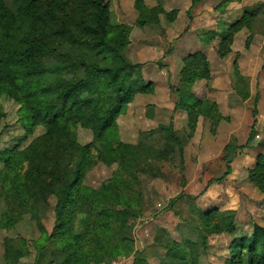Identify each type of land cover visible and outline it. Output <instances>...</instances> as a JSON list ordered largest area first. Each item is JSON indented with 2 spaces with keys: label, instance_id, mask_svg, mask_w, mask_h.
I'll return each instance as SVG.
<instances>
[{
  "label": "trees",
  "instance_id": "16d2710c",
  "mask_svg": "<svg viewBox=\"0 0 264 264\" xmlns=\"http://www.w3.org/2000/svg\"><path fill=\"white\" fill-rule=\"evenodd\" d=\"M112 1L0 0V124L7 117L1 103L6 97L19 105L29 134L44 130L23 149L0 151V232L14 229L26 216L39 232L31 242L7 238L5 264H23L33 251L34 264H112L130 257L133 264H147L132 246L135 222L144 212L141 176L165 179V163H180L184 170L185 141L172 125L141 132L135 144L122 140L120 117L152 84L126 55L132 27L112 23ZM135 7L138 26L159 24L161 9L150 10L143 0ZM254 22L245 12L217 33L219 55L226 57L235 36L252 30ZM200 79H210L206 58H186L176 91L189 137L201 118L221 119L217 104L194 97L191 88ZM80 128L92 134L90 142H80ZM99 165L116 170L98 188L86 185L87 174ZM250 179L264 193V155ZM176 202L170 201L169 208ZM46 207L55 213L51 234L42 221ZM197 214L199 224L185 221L190 234L181 243L168 233L161 239L165 251L159 264H199L210 237L237 234L236 215L218 209ZM224 264H264V226L236 237Z\"/></svg>",
  "mask_w": 264,
  "mask_h": 264
},
{
  "label": "rangeland",
  "instance_id": "374dc122",
  "mask_svg": "<svg viewBox=\"0 0 264 264\" xmlns=\"http://www.w3.org/2000/svg\"><path fill=\"white\" fill-rule=\"evenodd\" d=\"M136 1L113 0L111 21L132 27L126 55L142 66L144 80L152 87L150 92L137 93L127 114L120 117L121 138L135 144L141 132L172 125L185 141V161L184 170L180 163H165V179H154L150 173L141 176L144 212L135 222L132 246L143 252L147 264H159L165 251L160 242L166 233L181 243L182 236L190 234L186 220L199 224L198 212L218 209L236 215L237 234L210 237L199 264H224L228 246L236 237L251 236L255 225L264 226V193L250 179V171L264 155V0H202L197 5L194 0H143L148 9L162 10L159 24L145 28L137 25ZM223 1L225 8L217 10ZM245 12L254 18L253 29L240 31L230 53L221 57L217 33ZM195 55L206 58L210 79L196 81L191 91L196 99L217 104L221 119L201 118L189 137L187 113L177 109L176 88L181 84L185 59ZM1 103L7 117L0 124V151L23 149L43 133L39 127L29 134L20 122L19 105L6 97ZM78 134L83 144L92 140L86 130L80 128ZM2 167L0 161V170ZM115 170L116 166H96L85 184L98 188ZM174 199L177 202L169 208ZM3 209L0 198V214ZM42 212L51 234L55 213L49 207ZM19 236L29 242L39 237L28 216L14 229L0 232V264L6 263L5 240ZM34 260L33 251L22 263L34 264ZM133 263L134 257H130L112 264Z\"/></svg>",
  "mask_w": 264,
  "mask_h": 264
}]
</instances>
